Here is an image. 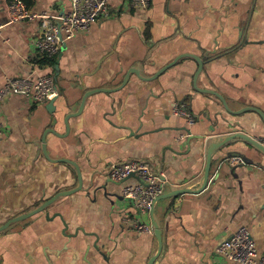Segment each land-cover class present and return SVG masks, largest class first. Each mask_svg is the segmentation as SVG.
Segmentation results:
<instances>
[{
	"label": "crops",
	"instance_id": "1",
	"mask_svg": "<svg viewBox=\"0 0 264 264\" xmlns=\"http://www.w3.org/2000/svg\"><path fill=\"white\" fill-rule=\"evenodd\" d=\"M7 4L0 0V85L6 77L50 75L57 95L52 111L50 101L22 96L0 103V226L77 187L72 165L58 159L75 163L83 190L0 231V264H147L157 240L128 227L137 212L121 196L122 186L108 179V168L147 161L164 193L198 189L210 143L234 133L264 143L258 114L264 117V0H150L147 10L109 0V17L49 59L34 47L40 21L11 22ZM27 7L49 16L71 10L70 0H30ZM184 54L203 62L195 81L197 64L189 57L153 81L141 79ZM132 68L140 76L130 73L122 86ZM99 88L117 90L88 96L67 129L65 116ZM198 90L215 92L227 109ZM176 103L187 107L193 125L173 115ZM247 107L252 110L238 113ZM49 128L58 136L46 135V158L40 140ZM240 149L242 158L224 159L228 147L212 155L201 192L156 202L162 247L153 264H236L217 249L240 227L264 254V167L251 162L254 149ZM57 214L68 225L65 233Z\"/></svg>",
	"mask_w": 264,
	"mask_h": 264
},
{
	"label": "built area",
	"instance_id": "2",
	"mask_svg": "<svg viewBox=\"0 0 264 264\" xmlns=\"http://www.w3.org/2000/svg\"><path fill=\"white\" fill-rule=\"evenodd\" d=\"M70 4L71 10L58 16L33 13L21 0H8L7 10L13 23L40 21V31L34 40V47L40 58L49 59L58 55L67 41L77 34L90 31L94 23L109 17V0H70ZM128 5L135 10H147L150 0H128ZM14 95L30 98L35 104H44L57 95L55 79L50 75L37 77L36 80L4 78L0 85V103ZM172 113L186 119L189 126L195 123V118L184 104L176 103ZM2 128L0 122V136ZM185 137L181 136L180 139ZM232 160V165L242 162L240 159ZM107 177L122 186L121 196L137 212V216L126 220L128 227L138 233L152 234L149 212L155 206L156 199L164 193L161 176L147 161L128 160L111 164ZM217 253L236 264H264V254L258 253L246 227L233 232L220 244Z\"/></svg>",
	"mask_w": 264,
	"mask_h": 264
},
{
	"label": "water",
	"instance_id": "3",
	"mask_svg": "<svg viewBox=\"0 0 264 264\" xmlns=\"http://www.w3.org/2000/svg\"><path fill=\"white\" fill-rule=\"evenodd\" d=\"M183 57H189V58L193 59L196 62V64H197V71H196L195 76H194V81H195L196 78H197V76H198V74L202 71L203 62L197 56L188 55V54H184V55H180V56L176 57L171 63H169L166 66H164L161 69H159L152 77H150V78H141V79L144 80V81H146V80L153 81V80L157 79L162 73H164L169 68L173 67L175 65V63L177 62V60H179L180 58H183ZM130 73H133L135 75L140 76L139 75V71L137 69H133V68L130 69L128 71V73L126 74V76H125V79H124V81L122 83V86L126 83V81H127L128 76H129ZM114 90H117V89L99 88V89H91L90 91H87L83 95V97H82L81 105H80L78 111L69 113V114H67L65 116L64 123L66 125V128L68 129V120L70 118L76 117V116H78L80 114V112L83 109L84 102H85V100H86V98L88 96H90L92 94H95V93H99V92L109 93V92H112ZM198 91L214 94L215 96H217L220 99V101L223 103L224 107H226V105H225L222 97H220L215 92H213V91H207V90H198ZM53 102H54V99L50 100V102L48 103V106H47L48 107V110H49V108H51V111H52V108H53V105L52 104H53ZM226 109H227V107H226ZM248 110H252V109L251 108H248V107L247 108H243L241 111H238V113H242V112H245V111H248ZM258 114H260V116L264 120V117H263L262 113L261 112H258ZM47 134H52V135L58 136L52 128L47 129L43 133V135L41 137V140H40V143H41L40 144V148H41V151H42L43 155L46 158H48V155L46 153V147L44 145V142H45V139H46V135ZM242 145H244L245 147H247L249 150L250 149H254L258 155L255 156V157H252L250 159L251 162H253L254 164H256V166L264 167V165H263L264 164V143L260 142L259 140H255V139H253V138H251V137H249L247 135H244L242 133H234V134L229 135L227 137H224L222 139H218L217 141H214V142L210 143V145L208 146V148L206 150V167H205V170H204L203 179H202V185H201L200 188H198V189L181 188V189H176V190H173V191H169L168 193H163L161 196H159L156 199L155 204H156V202H158V201H160L162 199H169V198H173V197H177V196H181V195H185V194H194V193L201 192L206 187V185H207L212 155L214 153H216L217 151H219V150H221V149H223L225 147H228V148H230L231 151L226 155V157H224V159L225 158H229V157H241L240 155H242V154L240 153V150H241L240 148L242 147ZM58 162H64V163H67V164L72 165V167L75 170L76 177H77V187L76 188H73V189H70L68 191L58 192L56 195H54L53 197H51L50 199H48L47 201H45L44 203H42L39 207H37L33 211H30V212L25 213L23 215L14 217L13 219L7 221L2 226H0V231L5 230L6 228H8L9 226H11L15 222H18L20 220L29 218V217H31L33 215H36L38 213L43 212L48 206L52 205L59 198L68 197V196H71V195H73L75 193L81 192L83 190V186H82L83 185V183H82V176L80 174V170L75 165V163H73L72 161L67 160V159H58ZM246 164L249 165L248 163H246ZM153 214H154V207L149 212V216H150L151 226L153 228V234H154V236H155V238L157 240V243H158V251H157V254L156 255L152 256L148 260L147 264H153V262L157 258V255L160 253L161 247H162V245H161L160 230H159V227H158L156 221L154 220ZM55 216H58L60 218V220H61V222L63 224V228H64L63 229V233H65V231L68 229L67 223L63 220V218H62V216L60 214H57ZM71 236H75V235H71Z\"/></svg>",
	"mask_w": 264,
	"mask_h": 264
},
{
	"label": "trees",
	"instance_id": "4",
	"mask_svg": "<svg viewBox=\"0 0 264 264\" xmlns=\"http://www.w3.org/2000/svg\"><path fill=\"white\" fill-rule=\"evenodd\" d=\"M21 1L26 5V7L29 5V2H30V0H21Z\"/></svg>",
	"mask_w": 264,
	"mask_h": 264
}]
</instances>
